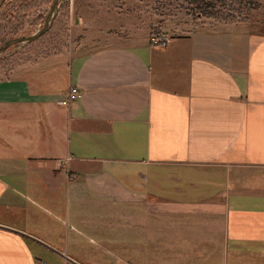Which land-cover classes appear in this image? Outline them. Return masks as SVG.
Returning <instances> with one entry per match:
<instances>
[{"label":"crops","instance_id":"1","mask_svg":"<svg viewBox=\"0 0 264 264\" xmlns=\"http://www.w3.org/2000/svg\"><path fill=\"white\" fill-rule=\"evenodd\" d=\"M72 12L70 58L0 72V264H264V36Z\"/></svg>","mask_w":264,"mask_h":264},{"label":"rangeland","instance_id":"2","mask_svg":"<svg viewBox=\"0 0 264 264\" xmlns=\"http://www.w3.org/2000/svg\"><path fill=\"white\" fill-rule=\"evenodd\" d=\"M52 1L29 0L25 5L6 10L0 16V46L9 39L27 37L40 30ZM95 8L115 10L124 16L122 20L131 23L137 37L142 34L179 37L201 28L224 26L264 36V0H60L58 15L44 35L31 43L13 45L0 55V72L7 75L44 57L70 58L87 37L82 34L87 32L84 28L80 31L75 28L77 13L74 15L72 11ZM44 261L62 264V260L53 256Z\"/></svg>","mask_w":264,"mask_h":264},{"label":"water","instance_id":"3","mask_svg":"<svg viewBox=\"0 0 264 264\" xmlns=\"http://www.w3.org/2000/svg\"><path fill=\"white\" fill-rule=\"evenodd\" d=\"M59 6H60V0H53L52 4H51V8H50V13L47 16V18L43 24V27L40 30L36 31L33 35H30L27 37L20 36V37H16L13 39H9L8 41L4 42L0 46V55L3 52H5L9 47H11L13 45L20 44V43H31V42L37 40L42 35H44L48 31L50 26L52 25L56 16L58 15Z\"/></svg>","mask_w":264,"mask_h":264},{"label":"built area","instance_id":"4","mask_svg":"<svg viewBox=\"0 0 264 264\" xmlns=\"http://www.w3.org/2000/svg\"><path fill=\"white\" fill-rule=\"evenodd\" d=\"M150 46L156 47V48H164L166 47L169 42L170 38L164 35H153L149 39ZM81 93L79 89L76 86L70 87L68 92L62 96V99L60 101L62 106H69L72 102L77 101L78 99L81 98ZM39 264H44V263H39Z\"/></svg>","mask_w":264,"mask_h":264},{"label":"trees","instance_id":"5","mask_svg":"<svg viewBox=\"0 0 264 264\" xmlns=\"http://www.w3.org/2000/svg\"><path fill=\"white\" fill-rule=\"evenodd\" d=\"M29 0H2L0 3V16L6 11L11 10L13 7L22 6L28 3Z\"/></svg>","mask_w":264,"mask_h":264}]
</instances>
